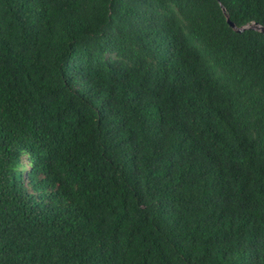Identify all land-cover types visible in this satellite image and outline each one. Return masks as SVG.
Listing matches in <instances>:
<instances>
[{
  "label": "trees",
  "instance_id": "trees-1",
  "mask_svg": "<svg viewBox=\"0 0 264 264\" xmlns=\"http://www.w3.org/2000/svg\"><path fill=\"white\" fill-rule=\"evenodd\" d=\"M227 17L264 0H0V264H264V32Z\"/></svg>",
  "mask_w": 264,
  "mask_h": 264
},
{
  "label": "water",
  "instance_id": "water-1",
  "mask_svg": "<svg viewBox=\"0 0 264 264\" xmlns=\"http://www.w3.org/2000/svg\"><path fill=\"white\" fill-rule=\"evenodd\" d=\"M222 9L224 10L223 7H222ZM226 20H227L228 24H230V26H231L233 29H235L236 31H242L243 29H246V28H252V29H256V30H259V31H261V32H264V26L259 25V24L255 23V22L250 23V24L246 25L245 27H240V28H238V27L235 26V24H233V23L229 20L228 17H227Z\"/></svg>",
  "mask_w": 264,
  "mask_h": 264
},
{
  "label": "bare ground",
  "instance_id": "bare-ground-1",
  "mask_svg": "<svg viewBox=\"0 0 264 264\" xmlns=\"http://www.w3.org/2000/svg\"><path fill=\"white\" fill-rule=\"evenodd\" d=\"M122 28V27H121ZM43 123V122H42Z\"/></svg>",
  "mask_w": 264,
  "mask_h": 264
}]
</instances>
